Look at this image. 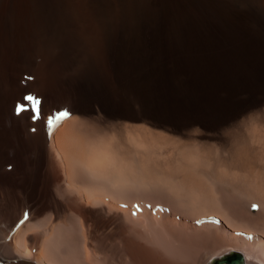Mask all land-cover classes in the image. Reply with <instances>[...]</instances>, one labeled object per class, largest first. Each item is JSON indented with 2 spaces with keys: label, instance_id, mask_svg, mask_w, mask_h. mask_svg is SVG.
<instances>
[{
  "label": "bare ground",
  "instance_id": "bare-ground-1",
  "mask_svg": "<svg viewBox=\"0 0 264 264\" xmlns=\"http://www.w3.org/2000/svg\"><path fill=\"white\" fill-rule=\"evenodd\" d=\"M221 1L220 4H223ZM248 1L249 9L246 16L248 26L242 35L245 42V59L246 65L250 69L255 66V60L258 59L261 62L260 74H257L261 83L254 88V92L252 90L253 93L251 92L252 94L246 100L233 105L221 103L220 115L213 118L194 107H184V104V106L177 104L160 107L150 105L147 100L153 93L151 92L152 88L156 87V90L167 93V88L173 87L179 77L186 72H191L194 77L198 75L200 64L195 61V58H190V53L193 50L183 43V38L188 36L186 32H189L186 27L187 21L197 22L200 18L198 13L190 11L192 6L187 5V3H191V0H0V185L11 191H15L17 187L23 188L22 190L26 192L30 189V199L41 202L38 205V212L45 208H61L53 194L55 186H57V194L60 197L69 198V192L61 185V170L55 165V160L47 148V134L49 131L50 137L52 129L49 130L47 121L44 120V115L49 110L63 108L64 105L74 107L80 114V117L70 119L67 126L73 141V152L78 157L81 167L95 176L104 175L105 179L110 180L112 184H128L130 178L135 183V181H140V179L135 180L137 177L150 181L154 175L157 177L158 170L155 167L158 164L155 166L153 163L151 164L153 154L155 152L160 154L156 151L158 149L156 140H159V143L162 142L160 139L167 140L172 145L176 141L175 143L179 145L174 149L175 151L183 147L181 150L183 152L185 148L188 150L191 146H195V150L204 152L207 141L214 139L216 128L220 124H226L245 113L249 115L250 119L248 120H253V116L256 117L254 121L258 118L262 119L264 117V107H261L264 105V13L261 10V5L258 4L259 0ZM212 6L214 7L208 13L218 19L226 20L229 12L220 10L215 5ZM219 29L221 33L226 34L221 26ZM237 33L239 35L240 32ZM228 36L227 38L230 39L226 40H231L229 45L224 44L221 49L216 46V50L221 52L225 49L226 51L231 45L233 47L230 49H234L238 46L237 44L241 43L234 39V34ZM199 53L196 52V58L203 56ZM211 53L213 52L211 51ZM160 60L161 64H159ZM249 75L252 76V74ZM29 94H34L40 100V119L33 120L26 108L27 104H30L35 114L34 103L24 100V97ZM18 104L25 106L19 115L16 112ZM135 106L137 110H134ZM123 118L127 121L143 120L152 127L143 123H130L122 120ZM33 123L37 125L36 131H32L34 128L30 130L28 128ZM155 126L162 127V129H156ZM163 131H168V133H162ZM170 132L171 134H169ZM64 133L65 129L63 128L57 129L55 132V140L58 145ZM176 134H179V137ZM239 139L235 138L232 141H235L233 145L237 146L235 143L240 141L239 145L243 143L246 149L248 146L246 147L245 143L247 144V142L241 143L243 140ZM165 142L163 141L161 144ZM152 143L153 147H151ZM177 144L175 145L177 146ZM139 145L147 146L146 150L151 147V152L142 153L143 149L140 150ZM154 145L157 148L152 151L155 148ZM180 145L183 146L180 148ZM241 145L236 148H244ZM253 145L255 146V144ZM169 146L171 145L167 147L169 148ZM173 147L175 146L173 145ZM247 151H249V147ZM152 152L153 154H151ZM250 152L252 151L250 150ZM244 153L242 159L237 156L238 159H241L238 163L237 157H235L237 160L231 156H228V159L231 158V161L233 160L235 164H240L243 167L246 162H251L248 163L249 165L247 164L246 168L249 176L251 175L250 170L253 169V171L257 170V173L260 171L259 173L263 177L260 174H257L255 178L251 175L253 176L251 178L255 180L250 178L251 181H246V184L258 181L256 184L263 187L264 184L260 177L264 179V167H261L264 162L259 166L256 161L260 158L263 160L264 154L259 152L262 155L260 157L258 156L260 154H256L258 158L256 159L251 155V158L248 157V152L245 153L247 156ZM240 156L242 157V154ZM155 157L157 158V155ZM166 157L165 159L168 160ZM244 157L246 158L245 162ZM225 158L227 160V157ZM247 158L250 160L248 161ZM223 159L220 158L219 162H224ZM228 161H226V167ZM159 162L161 165V161L155 160L154 163ZM230 162L229 166L232 165ZM58 163L61 164V161ZM251 164L253 168L248 169L251 168ZM159 165L158 167H160ZM258 166L259 169H262L259 170ZM226 167L224 165V168ZM212 168L214 170L217 167ZM217 171L213 175L218 174L219 171ZM209 172L212 171L209 170ZM168 174L167 176L170 178L175 175V173ZM78 181L83 185L81 186L78 182L79 185L76 183L73 185H76L80 192L88 180L81 177ZM184 181L187 183L189 180L187 181L183 177L181 182ZM69 184L72 183L69 182ZM84 190L89 196L88 198L103 193L98 189L97 191ZM40 194L43 196L41 197ZM119 200L122 201V198ZM80 211L85 213V210ZM80 211L79 213H81ZM132 214L136 215L134 212ZM63 217H60L63 220H60L63 222L62 224L56 223L57 226L54 224L51 230L46 231L48 236L46 239L53 237L57 231L58 238L59 230H61V234H65V236L62 234L61 237L64 238L72 234L75 239L74 234L77 232L75 231L77 229L75 222H71V218L66 214ZM223 221L226 226L233 229L228 221ZM36 222H31V224ZM122 226H120V231L123 234L125 227ZM129 235L123 234L121 241L124 246L123 250L126 249V255L133 260V264H176L174 262L165 263L166 259L162 256L163 254H160L161 252L157 251V254L161 256H154L149 249ZM211 236L213 237V235ZM54 237L51 238L53 241ZM69 237L73 239L72 236ZM63 238L62 241L68 240V237ZM60 239L58 238V240ZM58 240L56 241L58 242ZM53 241L51 240V242ZM199 242L198 245H200ZM207 243L204 241L203 245L208 246ZM11 244H6L10 250ZM48 244L50 243L46 242V245ZM61 244L58 243L59 247L63 246ZM46 245L43 244L44 248ZM23 247L25 250L19 257L29 259L31 250L26 244H23ZM84 247L85 252H83L86 257L89 247L87 248L86 245ZM232 250L243 254L244 264H264V250L256 252L252 249L233 246L225 248L223 252H210L206 260L207 264L211 258ZM74 257L78 258L75 255ZM1 259L3 260V258ZM72 260L70 258L71 262H73ZM34 262L37 263L36 260ZM87 263L89 264V262ZM0 264H3L2 261Z\"/></svg>",
  "mask_w": 264,
  "mask_h": 264
},
{
  "label": "rangeland",
  "instance_id": "rangeland-1",
  "mask_svg": "<svg viewBox=\"0 0 264 264\" xmlns=\"http://www.w3.org/2000/svg\"><path fill=\"white\" fill-rule=\"evenodd\" d=\"M220 1L191 0V3H187V5L192 6L190 11L198 13L197 15L200 17L197 22L187 21L186 27H188L189 32H186L188 36L183 38V43L186 46L188 45L187 47L190 46L193 50L190 53V58H195V61L200 64L198 75L194 77L191 72H186L183 76L181 75L179 77L177 82L173 84V87L167 88V93L156 90V87L152 88L151 92L153 93L147 99L150 105H158L161 107L181 104L182 106L185 105L184 107H194V109L204 111L208 116L215 118L220 115L219 108L222 104L233 105L246 100L254 92V88L261 83L257 75L260 74L259 66L261 62H259L258 59L255 60V66L250 69L246 65L245 59V42L243 41L242 35L248 26L246 16L248 15L249 1L222 0L221 2L223 4H220ZM195 3L197 4L194 5ZM258 4L259 6L261 5V10L264 13V0H259ZM212 5H215L220 10H227L229 12H227L228 15L226 16V20H223L224 18L218 19L208 13L214 7ZM220 26L226 31V34L221 33L219 29ZM237 32H240L239 35ZM230 34H234V39L241 41V43H235L238 46L234 47V49H230L233 47L231 45L226 51L225 49L221 50V52L220 50H216V46L221 49L222 45H229L231 40L226 39H230L227 38ZM211 51L213 53H211ZM196 52H201L199 54L203 56L196 58ZM161 60L159 64L163 61ZM249 74H252V76ZM156 83L157 82H155V84ZM156 85H158V83ZM27 105L26 108L30 112V117H33V107L30 104ZM261 107H264V105ZM64 110H67L70 115L57 122L51 128L52 132L50 137L48 131L47 148L55 160V165L61 170V185L69 192V198L60 197L57 194V186H55L53 194L60 203L61 208H45L38 212V205L41 202L30 199V189L26 192L22 190L23 188L17 187L15 191H11L6 190L0 185V187H2L0 188V262L2 261L1 258L7 261V259H14L21 256L25 250L23 244H26L31 250L29 260H36L39 264H48V262L51 264L52 261H54L53 264H88L87 262H89V264H133V260L126 255V249L123 250L124 246H122L123 244L121 241L123 234L126 236L130 234L129 236H132V238L149 249L154 256H161L163 254L162 256L166 259L165 263L207 264L206 260L210 252H223L224 249L229 246L248 248L256 252L264 250V185L260 187L258 186L259 184H256L259 178H257L256 183L253 181V183L249 182L246 184V181H251V177L254 176L255 178L257 174H260L259 170L262 168L259 169V166L264 162V156L262 157L263 160L260 158L256 161L258 165L260 164L258 166V173L257 170L253 171L252 164L251 168H248L252 169L250 173L253 176H249L248 171H246L247 164L251 162H246L245 167L237 164L238 161L243 158L244 152L246 154L247 152L249 153L248 157L251 158L252 156L256 159H258V154H264V148H262L264 147V117L254 121L256 117L253 116V120H248L250 119L249 115L245 113L226 124H220L219 127L216 128L214 139L207 141L204 152L197 149L195 150V146H191L188 150H185L187 149L185 148L182 152L183 145H180L182 149H176L175 151L174 149L179 145L175 143L176 141L173 144L175 147H173V145L169 143L170 141L167 142V140L160 139L162 141H160L161 143L166 141L164 145L159 143V140H156L155 142H158L156 145L158 149H156L157 147L154 145L155 148H153L152 151L156 149V151L162 154L164 150L162 155L157 152H155V154H153V152L151 153L154 156L151 160V164L153 163L154 166L157 164L159 165L160 162L156 164L154 162L155 160L157 162L161 161V165H159L161 168L158 167V165L155 167L158 170V174L156 173L158 176L156 177V175H154L150 178L152 179L151 181L149 179L142 180L137 177L135 180L140 179V181H135V183H133L134 181L132 182L130 178L131 182L129 181L128 184H112L110 180L105 179L104 175L95 176L84 170L78 161V157L73 152V141L70 138V129L67 125L70 119L80 117V114L76 112L74 107L64 105L63 108L51 109L44 115V120L47 121L50 115L55 119L56 113ZM134 110H137V107L134 108ZM122 120L127 121L125 118ZM127 122L143 123L147 126H151L143 120H128ZM29 126L28 128L30 130L33 128L36 129L37 125L33 123ZM196 127L198 126L196 125ZM62 128L65 129V133L58 145L55 140V132L57 129ZM154 128L162 129V127L159 126H155ZM162 133H168V131H163ZM169 134H171V132ZM173 135H175V133H173ZM176 135L179 137V134ZM235 138H237V140L238 138L242 139L243 141H241V143L247 142L245 145L249 147V151H247L248 147L245 149L243 143L240 145L244 146V148H236L240 146V141H237L239 143H235L237 146H234L233 143L235 141H232L235 140ZM175 144H177V146ZM253 144H255V146ZM168 145L171 146L168 148ZM139 146L141 147V145ZM140 147L138 148L140 150L143 149V151H141L142 153L145 151L151 152L150 149H152L153 143L148 150H146L147 146L145 145ZM139 149L138 152H140ZM178 150L179 152L177 153ZM250 150L252 152H250ZM240 154H242V157ZM156 155L157 158L155 157ZM167 155L171 156L168 157ZM261 155L262 154L258 156L261 157ZM228 156H231L233 159H236L235 157L238 156L241 159L237 157L238 160L236 159V165L234 163L235 161L232 160V163L231 158L228 159ZM165 157L168 158V160L165 159ZM225 157L229 160L227 163L228 166L231 161L230 164L232 165L229 166V169L227 168L228 166L226 167L227 160ZM220 158H224L223 161L225 160V163L221 162V164L219 162ZM245 159L244 157V162L246 161ZM247 159L248 161L250 160L249 158ZM260 160L261 163L259 162ZM58 161H61V164H59ZM218 165L221 167H219L220 170H218ZM224 165L226 168H224ZM67 166L68 168L66 169ZM210 166L217 167L214 168V170H218L222 176H220L219 173L213 175L215 171ZM262 166L264 167L263 164L261 167ZM209 170L212 172H209ZM172 173H175V175L173 174L174 176L171 178L167 176V174L172 175ZM81 177L88 180V182L85 183L84 188L78 192L76 185H83L78 181ZM183 177L186 178L187 181L189 180L190 184L189 181L187 183L186 181L181 182ZM262 177H260V179L263 183L260 179L259 181L264 184V179ZM254 178L252 180H255ZM191 179H193L192 183ZM69 182L72 184H69ZM75 183L76 185H73ZM256 187L260 188L257 190ZM84 189L95 191L98 189L103 193L88 198L89 196ZM112 196L114 198L116 197L117 199L115 198V200L118 201H115ZM132 197H134V199H132ZM121 198L122 201L119 200ZM80 210H85V213ZM79 211L81 213H79ZM131 212H134L136 215ZM64 214L71 218V222H75L77 227L75 230L77 232L75 234L73 233L75 239L72 234L69 236H72L73 239L69 236H66L68 240L65 239L66 237H61L63 233L61 234V230H59L58 238H61V241L62 238L65 239L64 241L66 243L64 244V241H62L61 244V241L58 240L56 236L58 231L53 234L55 236H53L54 241L58 240V242H54L53 239H51L53 237L50 238L53 241L51 242L49 238L46 239L48 237L46 231L51 230L54 224L57 226L56 223L59 224L60 220L63 221L62 218H64ZM223 220L228 221L233 229L226 226ZM35 221H37L35 224H31V222ZM62 223L63 222H60V224ZM122 225L125 227L123 234L120 231V226ZM128 228L130 229L127 230ZM63 235L65 236V234ZM211 235H213V237ZM200 238L203 240V243L207 241L209 245L204 246L205 244L203 245V243H201L202 240L200 241ZM46 242L50 244L46 245ZM198 242L200 245H198ZM10 243L13 244H11V250L6 246V244ZM42 243L48 246V248H46V246L44 248ZM58 243L63 246L59 247ZM84 245H86L87 248L89 247L85 255L86 257H84ZM44 249H46L47 252ZM157 251L159 253L161 252V255H158ZM205 251L206 253H204ZM74 255L78 258L74 257ZM70 258L73 259V262L70 261Z\"/></svg>",
  "mask_w": 264,
  "mask_h": 264
},
{
  "label": "water",
  "instance_id": "water-1",
  "mask_svg": "<svg viewBox=\"0 0 264 264\" xmlns=\"http://www.w3.org/2000/svg\"><path fill=\"white\" fill-rule=\"evenodd\" d=\"M3 264H38L32 260L16 257L14 259L2 260ZM209 264H244V256L241 252L230 251L226 254H222L218 257H213L209 261Z\"/></svg>",
  "mask_w": 264,
  "mask_h": 264
},
{
  "label": "snow or ice",
  "instance_id": "snow-or-ice-1",
  "mask_svg": "<svg viewBox=\"0 0 264 264\" xmlns=\"http://www.w3.org/2000/svg\"><path fill=\"white\" fill-rule=\"evenodd\" d=\"M24 100L26 101H32L34 103V107H35V114L33 115L32 119L33 120H37L40 119V109H39V105H40V100L34 95V94H29L26 95L24 97ZM25 108V106L23 104H18L16 107V112L19 115L21 111H23ZM70 113L67 110L64 111H59L56 113L55 115V119L53 118V116H49L47 119V126L49 128V130L60 120L64 119L65 117L69 116ZM32 131H35V129H33Z\"/></svg>",
  "mask_w": 264,
  "mask_h": 264
}]
</instances>
